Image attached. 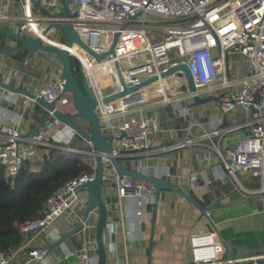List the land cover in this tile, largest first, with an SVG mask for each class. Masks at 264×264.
<instances>
[{
    "label": "built area",
    "instance_id": "1",
    "mask_svg": "<svg viewBox=\"0 0 264 264\" xmlns=\"http://www.w3.org/2000/svg\"><path fill=\"white\" fill-rule=\"evenodd\" d=\"M14 2L0 0V24L15 25L16 31L33 36L41 35L50 19L59 20L71 24L82 41L97 54L107 52L113 46V54L100 60L77 45L68 51L79 63L90 92L98 100L96 114L100 132L112 137L111 153L100 155L103 183H112L115 187L120 224H123L126 200L130 197L135 199L136 223L145 222L155 186L145 180L118 175L110 156L119 159L134 153L147 154L156 147H159L156 150L167 151L191 144V139L187 138L175 144L157 146L151 140V134L158 127L155 119L132 114L134 103L145 99L167 101L171 95H179L175 94L178 91L175 76L181 74L180 70L160 77L161 72L179 63L187 66L195 94L217 97V108L222 113L240 107L250 117L249 133L241 136L232 148L217 150V155L228 175L241 173L257 178L264 199V0H66L67 15L44 16L43 19L32 14L31 0H22L19 17L11 16L9 8ZM44 5L48 11L56 13L61 8V0H44ZM54 31L50 29L49 32ZM46 37L47 40L42 36L45 42L62 45V41L51 38L49 33ZM231 60L234 63L232 71ZM120 76L127 86L139 84L151 76L158 78L122 98L102 103L103 97L121 91ZM63 83L62 76L49 79L35 94L47 102H54L57 109L68 108L71 102L61 99ZM184 83L186 85L185 80ZM4 91L9 95L12 93L0 88V93ZM185 92L188 103L193 102L194 93ZM21 97L24 113L35 102L27 96ZM123 99L133 101L125 103ZM185 110L194 114L188 107ZM20 122L21 119L12 116L0 125V165L10 176L20 171L31 154V145L50 143L47 131L58 124L51 118L33 135L24 136ZM72 132L75 135L74 130ZM218 132L219 129H213L204 136ZM57 140L65 141L61 137ZM90 155L91 170L57 187L46 198L40 217L18 225L21 233L36 236L52 225L59 215L74 213L79 192H87L86 185L94 178L95 155L92 151ZM134 163V170L146 175L147 166L140 160ZM152 168L156 169V166ZM94 213L92 211L83 222L82 229L91 227L90 216ZM96 216L93 225H96ZM188 246L187 264H264V251L247 257H226L215 230L191 232ZM47 254V247H32L28 250V262L41 263ZM80 258L88 260L87 249H80ZM10 261V256L0 252V264H11Z\"/></svg>",
    "mask_w": 264,
    "mask_h": 264
},
{
    "label": "crops",
    "instance_id": "2",
    "mask_svg": "<svg viewBox=\"0 0 264 264\" xmlns=\"http://www.w3.org/2000/svg\"><path fill=\"white\" fill-rule=\"evenodd\" d=\"M35 1L45 7L44 0ZM9 10L11 16L19 17L22 13V0H15ZM31 12L38 19L44 17L40 8L32 2ZM5 26L16 31L15 25ZM26 35L30 36L29 33ZM15 44L12 39L0 35V47ZM10 56L19 58L20 53L13 52ZM27 63L42 71L38 79L27 77L6 67L1 59L0 79L6 83L15 81L17 87L35 93L47 80L61 76L60 63L55 56L37 54L28 59ZM175 77L178 90L175 94H179L176 96L179 99L172 95L167 101L145 99L132 105V114L155 119L158 127L151 134V140L158 144L157 146L175 144L187 138L191 139V144L167 151L156 150L159 148L156 147L147 154L134 153L132 156H122L118 161L124 167L134 170L136 169L134 161L140 160L142 165L147 166L146 175L159 177L165 182L186 189L188 195L204 211L207 207L210 208L207 213L204 211L202 213L176 191L161 189L156 208L153 242L150 246L152 211L156 205L155 191L152 201L147 205L149 213L145 215L144 223L140 225L136 223L135 199L130 197L126 200L123 224H120L115 205V187L112 183L103 185L102 196L108 211L103 232L106 264H187L188 235L196 231L215 230L222 243L227 245L230 257L233 258L247 257L264 251V199L259 192L260 181L241 173L228 175L217 155V150L225 151L232 148L241 136L249 133L247 124L250 117L240 107L222 113L217 108L218 99L201 105L194 104L192 100L188 103L185 99L186 90L182 75L176 74ZM4 92L0 93V125L8 122L12 116L19 118L21 119L19 127L25 136L40 123L44 109L34 103L22 113V95L17 93L9 95ZM186 107L193 110L194 114L186 113ZM62 111L72 114L75 112L74 109L69 111V106ZM74 120L84 128L87 127L85 120L77 117ZM230 128L232 129L228 130ZM213 129H219V132L204 136L205 132L209 133ZM72 131L65 125L55 124L47 131L50 143L31 145V154L26 160L30 170L33 172L41 170L44 161L52 156L48 154V149H56L66 157L81 161L83 154L90 155L91 148L86 141L84 145L88 146V148L85 146L87 151H82L77 144H73L80 136L75 131L73 135ZM58 137L65 141H58ZM73 152L78 153V157L74 156ZM152 166H156V169ZM85 208L86 192L81 190L72 216L63 213L38 235L28 233L26 241L8 253L11 257L10 263L97 264L95 225H93L97 211L90 216V228L80 229L59 245L52 247L41 263L28 262L30 248L44 246L48 249L50 243L77 224L83 217ZM81 248L87 249L89 256L87 261L80 258Z\"/></svg>",
    "mask_w": 264,
    "mask_h": 264
},
{
    "label": "water",
    "instance_id": "3",
    "mask_svg": "<svg viewBox=\"0 0 264 264\" xmlns=\"http://www.w3.org/2000/svg\"><path fill=\"white\" fill-rule=\"evenodd\" d=\"M31 2L39 7L41 12L45 17H50L52 15L60 16L63 14H68L66 0H61V8L56 13H51L45 7H42L38 1L31 0ZM50 29L59 30L62 33L63 40L62 45L50 44L45 42L42 39V36L48 39ZM0 35L5 36L9 39H12L16 44L14 46H4L0 47V59L6 67H10L17 72L25 75L27 77H33L38 79L42 74L40 69H36L28 65V59H31L34 55L45 54L46 56H55L60 63L61 76L63 78V93H70L72 96V105L75 112L65 113L61 109H57L54 106V102H47L42 96L36 95L34 92H31L27 89L19 88L15 85V81L11 83H6L0 79V88L10 91L12 93H17L23 96H27L34 100L36 104L41 106L44 109V114L41 118V121L38 125L33 127L25 136L33 135L38 129H40L46 121L49 119H55L58 123L69 127L74 130L77 135L82 137L90 146L92 154L95 155V164H94V178L90 181L86 187V208L84 215L81 221L67 233L62 235L53 243L49 244L48 251L52 247L59 245L67 237L74 234L76 231H79L83 227V222L88 218L92 211H97L96 216V225L94 231V238L96 242L97 249V264H106V246L103 242V232L106 227V222L108 218V211L105 200L103 198V164L101 160V153H111L112 150V137L110 135H105L100 132L99 120L96 114V106L98 105V100L90 92L88 83L83 77L81 84L78 82L76 76L72 73L70 54L68 48L73 45H77L82 50L86 51L89 55L94 57L96 60H100L107 56L108 54H113V46L107 52L95 53L93 52L82 39L79 37L77 32L74 30L71 24H63L59 20L50 19L42 31L41 35L28 36L26 34L20 33L19 31H13L7 28L5 25L0 24ZM18 52L20 53L19 58H12L10 53ZM46 60V59H45ZM1 66V65H0ZM116 66L118 64L116 63ZM181 71L182 76L186 82L184 87L185 90H188L193 95V102L196 105L204 104L210 100H217V97L213 95H208L205 97H200L195 94V85L192 79V76L184 63H179L174 66H170L166 71L160 73V77L171 75L175 71ZM158 76H151L139 84L127 86L123 79L120 76L121 91H118L114 94L107 95L101 99L102 103H107L110 101L117 100L122 98L125 94L129 92H135L138 88L149 84L150 82L156 80ZM125 103H130L133 99H123ZM81 118L87 122V127L84 128L78 124L74 118ZM113 168L116 173L120 176H129L132 179H141L148 182H151L155 186V200L156 205L152 211V224H151V242L155 230V220L157 213V203L159 199V194L161 189H172L176 191L181 197H183L188 202L192 203L197 207L202 213L204 209L200 207L189 195L186 189H182L173 185L171 183L165 182L163 179L151 175L141 174L136 170L128 169L124 167L115 156H110ZM215 204H213L214 206ZM210 208L207 207V210ZM205 210L204 213L207 211ZM224 254L226 257H230V253L227 245L223 243ZM150 251V249H149ZM151 253V251H150Z\"/></svg>",
    "mask_w": 264,
    "mask_h": 264
},
{
    "label": "trees",
    "instance_id": "4",
    "mask_svg": "<svg viewBox=\"0 0 264 264\" xmlns=\"http://www.w3.org/2000/svg\"><path fill=\"white\" fill-rule=\"evenodd\" d=\"M70 62L72 73L81 84L83 76L79 63L73 57ZM47 151L52 156L44 161L39 172L31 171L26 160L15 176L8 175L0 165L1 253L8 255L26 241L27 234L21 233L18 225L40 217L44 212L46 198L57 187L68 179L91 170L89 165L77 158L66 157L56 149Z\"/></svg>",
    "mask_w": 264,
    "mask_h": 264
},
{
    "label": "rangeland",
    "instance_id": "5",
    "mask_svg": "<svg viewBox=\"0 0 264 264\" xmlns=\"http://www.w3.org/2000/svg\"><path fill=\"white\" fill-rule=\"evenodd\" d=\"M49 35H50V37L51 38H53V39H62L63 40V36H62V34H61V31H59V30H56V31H54V32H49ZM231 63H230V68H231V71H232V69H233V66H234V63H233V61L231 60L230 61ZM61 99L62 100H68V101H70L71 102V104H70V106H69V111H71V110H73V105H72V96H71V94L70 93H63V95H62V97H61ZM86 123V125H87V122H85ZM84 139L82 138V137H80L75 143H73V144H77V146L80 148V150H82V151H87V150H85L86 148L84 147ZM74 156H76V157H78V153H76V152H73L72 153ZM83 162H85V163H89V162H92V156L91 155H84L83 154V160H82Z\"/></svg>",
    "mask_w": 264,
    "mask_h": 264
},
{
    "label": "bare ground",
    "instance_id": "6",
    "mask_svg": "<svg viewBox=\"0 0 264 264\" xmlns=\"http://www.w3.org/2000/svg\"><path fill=\"white\" fill-rule=\"evenodd\" d=\"M34 28H35V26H34Z\"/></svg>",
    "mask_w": 264,
    "mask_h": 264
}]
</instances>
